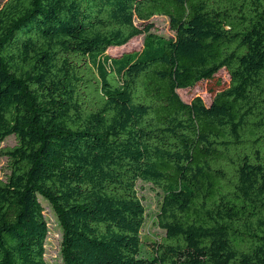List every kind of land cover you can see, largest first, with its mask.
<instances>
[{
  "label": "trees",
  "instance_id": "1",
  "mask_svg": "<svg viewBox=\"0 0 264 264\" xmlns=\"http://www.w3.org/2000/svg\"><path fill=\"white\" fill-rule=\"evenodd\" d=\"M221 71L209 106L182 100ZM0 154V264H48L43 201L62 264H264V0H8ZM140 184L162 195L150 258Z\"/></svg>",
  "mask_w": 264,
  "mask_h": 264
},
{
  "label": "rangeland",
  "instance_id": "2",
  "mask_svg": "<svg viewBox=\"0 0 264 264\" xmlns=\"http://www.w3.org/2000/svg\"><path fill=\"white\" fill-rule=\"evenodd\" d=\"M8 0H0V9ZM153 33L164 37H173L174 32L170 29L169 19L166 17H154L151 21ZM145 35L133 39L128 45L121 48H113L108 51L111 55H119L124 52L140 51L143 48ZM230 77L226 71H221L213 81L202 82L198 86L189 90H180L179 94L183 101L190 103L193 98L201 97L205 104L209 106L214 96L227 88ZM15 138H8L3 144L4 147H13ZM6 158L0 154V178L6 175ZM140 194L144 199L147 209L146 223L142 230L143 257L150 258L153 244L158 242L164 235V231L158 226V214L162 202V195L149 185L140 184ZM46 217L50 227V234L46 242V259L48 264H62L61 247L63 240V229L58 217L52 207L45 201Z\"/></svg>",
  "mask_w": 264,
  "mask_h": 264
}]
</instances>
